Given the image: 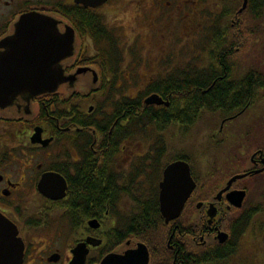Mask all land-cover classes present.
Wrapping results in <instances>:
<instances>
[{
  "label": "flooded vegetation",
  "instance_id": "obj_1",
  "mask_svg": "<svg viewBox=\"0 0 264 264\" xmlns=\"http://www.w3.org/2000/svg\"><path fill=\"white\" fill-rule=\"evenodd\" d=\"M252 2L241 14L243 0H107L96 9L0 0V81L26 15L49 32L15 43L27 55L10 64H49L56 46H69L54 93L0 107V221L14 228L20 264H264V77L253 98ZM189 89L201 101L192 114ZM225 93L241 101H219ZM152 96L161 104L147 105ZM210 97L215 108L204 106ZM205 115L217 127L201 173L182 139ZM177 164L194 189L167 221L160 186ZM173 182L170 202L187 189Z\"/></svg>",
  "mask_w": 264,
  "mask_h": 264
},
{
  "label": "water",
  "instance_id": "obj_2",
  "mask_svg": "<svg viewBox=\"0 0 264 264\" xmlns=\"http://www.w3.org/2000/svg\"><path fill=\"white\" fill-rule=\"evenodd\" d=\"M76 3L83 5L85 8L96 9L102 6L107 0H75ZM247 7V0H243L241 10L242 13ZM32 15H26L23 17L18 26L16 27V35L10 40L9 46L6 51V57L3 58V65L1 68H5L7 77L2 78V84H0V107L6 106L12 97L18 94H26L32 96H38L42 94H52L54 93L58 86L62 82V73L58 72L55 69V65L63 57L68 55V45L56 46L52 55L51 63L44 62L35 63L34 65L29 66L28 68L18 66L16 64H10L11 60L16 57H24L27 55L24 53H17L16 49H13L14 44L21 40L30 39V42L33 41L37 43L44 39V33L49 32L48 24L43 21L37 20ZM25 32L34 33V35L28 37L24 34ZM43 32V33H39ZM53 39H56L53 37ZM22 47V45H21ZM18 52V50H17ZM45 56L49 57V54L43 52ZM9 62V63H8ZM48 65V66H46ZM0 81V82H1ZM7 102V103H6ZM147 105L161 104V101L156 96L149 97L146 100ZM178 177L182 180L183 183L186 182L187 189L182 188V193H184L181 199H175L176 201L170 202L166 193L174 189L173 179ZM181 182V183H182ZM160 203H161V213L162 216L168 221L178 217L184 201L189 197L191 192L194 189V183L190 177L189 167L185 164L172 165L164 173V181L160 186ZM12 233V234H11ZM15 232L5 224L3 221H0V264H20L21 257V248H19L18 243L14 238Z\"/></svg>",
  "mask_w": 264,
  "mask_h": 264
},
{
  "label": "rangeland",
  "instance_id": "obj_3",
  "mask_svg": "<svg viewBox=\"0 0 264 264\" xmlns=\"http://www.w3.org/2000/svg\"><path fill=\"white\" fill-rule=\"evenodd\" d=\"M245 12V11H243ZM250 22L247 18V26L248 32L251 40V50L248 54L251 56L249 64L251 65L252 70L259 71L261 75L264 77V0L262 4H260V0H253L250 14ZM126 28V25H125ZM247 32V27L244 28ZM125 36L127 38H131V33L126 30ZM65 89H61L63 92ZM78 90V89H77ZM127 90V88H125ZM134 90H130L132 92ZM66 94L63 93L62 97ZM264 94L260 93L258 98H263ZM215 116L205 115L193 126V129L187 133L186 139H182V144L186 146L189 157L192 155H196L195 159L201 162H197L199 172L205 173V171L210 170L211 166H209V162H202V157L200 153L201 151H206L210 148V135L211 132L217 127L216 121L214 120ZM174 132V131H172ZM167 133V132H166ZM177 143H179L177 141ZM205 155V154H204ZM198 157V159L196 158ZM190 160V159H189Z\"/></svg>",
  "mask_w": 264,
  "mask_h": 264
},
{
  "label": "trees",
  "instance_id": "obj_4",
  "mask_svg": "<svg viewBox=\"0 0 264 264\" xmlns=\"http://www.w3.org/2000/svg\"><path fill=\"white\" fill-rule=\"evenodd\" d=\"M251 78H252V94H253V98H254V96L256 94V92L254 94V91L260 89L259 88L260 87L259 86V82L261 81L262 76H261V73L259 71H254L253 70ZM240 94H241L240 96H242V97L245 96L244 92H241ZM241 98L236 97L235 99H232L226 93L223 94V95L218 96V100L219 101H226V102H229V101L234 102L235 101L234 103H237L238 101H241ZM200 103H201V101L199 100V97H197L196 93L193 92L191 89H189L187 91V97H186V105H187V109H188L189 114H192L195 111V109L199 106ZM217 104H218L217 100H215L212 97H210V100L204 101V106L205 107L207 106L209 108H215L217 106ZM174 107L175 108L177 107V103L174 104Z\"/></svg>",
  "mask_w": 264,
  "mask_h": 264
},
{
  "label": "bare ground",
  "instance_id": "obj_5",
  "mask_svg": "<svg viewBox=\"0 0 264 264\" xmlns=\"http://www.w3.org/2000/svg\"><path fill=\"white\" fill-rule=\"evenodd\" d=\"M46 66H48V65H46Z\"/></svg>",
  "mask_w": 264,
  "mask_h": 264
}]
</instances>
